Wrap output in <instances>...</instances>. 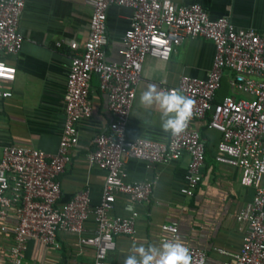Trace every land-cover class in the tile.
I'll return each instance as SVG.
<instances>
[{"label":"built area","instance_id":"built-area-1","mask_svg":"<svg viewBox=\"0 0 264 264\" xmlns=\"http://www.w3.org/2000/svg\"><path fill=\"white\" fill-rule=\"evenodd\" d=\"M89 7L83 49L69 59L62 94V126L54 152L31 146L8 144L0 147V229L12 234L4 264H21L28 239L57 248V234L76 236L79 245L92 250L89 264H104L114 249V236L134 232L135 213L128 217L110 214L116 195L129 203L145 202L152 181L124 180L123 164L131 158L146 167L168 165L183 154L187 165L179 192L190 196L200 180L205 157L203 140L195 122L218 138L214 145L216 163L234 168L238 183L252 195L238 209L235 221L241 233L238 251L231 262L222 264H264V32L236 28L226 16L209 18L198 3L176 4L171 0H84ZM25 0H0V55L15 54L22 35L19 19ZM129 10L128 25L118 50L120 59L106 61L105 13L108 7ZM203 38L214 48L205 78L180 75L175 86L195 100L193 117L179 136L170 132L166 140L136 137L128 139L125 126L147 55L167 60L173 47L184 39ZM59 42L56 43V46ZM95 75L98 90L105 95L110 120L91 137L85 153L88 168L105 172L100 198L91 205L86 190L59 202L57 176L69 163V151L77 145V124L91 117L88 98L90 78ZM225 76L230 89L220 99L215 93ZM14 68L0 60V84L13 80ZM11 92L0 86V102ZM91 217L94 228L85 236L84 224ZM160 241L178 236L175 222L160 225ZM192 264H204L205 251L185 244Z\"/></svg>","mask_w":264,"mask_h":264},{"label":"crops","instance_id":"crops-1","mask_svg":"<svg viewBox=\"0 0 264 264\" xmlns=\"http://www.w3.org/2000/svg\"><path fill=\"white\" fill-rule=\"evenodd\" d=\"M176 4L198 3L209 18L226 16L236 28H252L264 32V0H171ZM89 7L84 0H25L18 32L22 42L15 54L0 55V60L14 68L13 80L1 83L11 96L0 102V147L8 144L31 146L46 153L55 151L62 118V94L71 56L79 54L87 34ZM129 10L110 6L105 13L107 43L106 61L120 59L118 50L128 25ZM59 45L56 46V43ZM214 48L203 38L184 39L172 48L167 60L147 55L141 65L139 80L125 126L128 139L142 137L163 141L168 137L161 127L158 105L150 108L139 102L148 84L173 87L180 75L205 78ZM224 78V79H223ZM95 75L90 78L88 98L91 117L77 124L78 142L69 151L70 160L61 174L59 202L86 190L91 205L97 204L105 172L88 168L85 153L91 149V137L103 130L110 120L105 95L98 90ZM223 87V90H222ZM230 89L225 77L215 93L218 100ZM204 146L200 180L190 196L179 192L187 165L186 155L168 165L146 167L140 160L128 158L123 164L124 180L152 181L149 199L129 203L116 195L110 214L128 217L135 213L134 232L130 236H114V249L107 253L104 264H123L133 244L160 246V225L175 222L177 234L185 244L205 251L204 264L231 262L238 251L241 233L235 217L247 202L250 188L238 183V172L213 159L217 133L206 127L205 120L195 122ZM1 225V223H0ZM94 228L91 217L84 224L85 236ZM59 246H43L28 239L21 253V264H89L92 250L78 243L76 236L58 233ZM12 246V234L0 229V264Z\"/></svg>","mask_w":264,"mask_h":264},{"label":"clouds","instance_id":"clouds-1","mask_svg":"<svg viewBox=\"0 0 264 264\" xmlns=\"http://www.w3.org/2000/svg\"><path fill=\"white\" fill-rule=\"evenodd\" d=\"M139 102L150 108L158 105L161 111V127L174 136L182 134L193 117L195 100L180 93L177 89L159 90L155 84H148ZM131 254L124 258L123 264H192V256L184 241L176 236L161 242L160 246L133 244Z\"/></svg>","mask_w":264,"mask_h":264},{"label":"rangeland","instance_id":"rangeland-1","mask_svg":"<svg viewBox=\"0 0 264 264\" xmlns=\"http://www.w3.org/2000/svg\"><path fill=\"white\" fill-rule=\"evenodd\" d=\"M223 77H225V76H223ZM224 79V78H223ZM222 90H223V87H222Z\"/></svg>","mask_w":264,"mask_h":264}]
</instances>
